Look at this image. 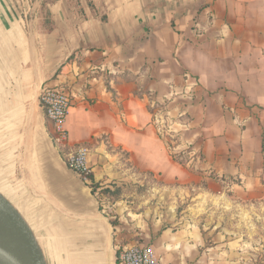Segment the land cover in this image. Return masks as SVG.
<instances>
[{"label": "crops", "instance_id": "1", "mask_svg": "<svg viewBox=\"0 0 264 264\" xmlns=\"http://www.w3.org/2000/svg\"><path fill=\"white\" fill-rule=\"evenodd\" d=\"M56 86L75 97L62 148L40 105L43 88ZM154 104L179 136L174 152H199L194 166L159 133ZM104 138L167 180L196 169L242 199L263 197L264 0H0V191L48 264H118L115 223L66 162L88 147L103 187L114 166ZM136 216L134 242L152 245L160 264H242L219 234L208 245L194 225Z\"/></svg>", "mask_w": 264, "mask_h": 264}, {"label": "rangeland", "instance_id": "2", "mask_svg": "<svg viewBox=\"0 0 264 264\" xmlns=\"http://www.w3.org/2000/svg\"><path fill=\"white\" fill-rule=\"evenodd\" d=\"M47 10L46 3L42 4L43 26L50 31L55 22ZM151 109L158 114V118H164L161 106L154 104ZM161 123L166 130L165 139L171 144L176 159L194 166L199 152L189 147L181 155L175 153L174 147L181 143L179 136L173 131L172 123L165 118ZM45 130L49 135L47 122ZM103 141L105 150L114 155V166L110 173H106L103 187L115 189L120 186L122 190L117 201L99 191L95 196L101 213L115 223L116 236L120 237L121 243L137 241V228L128 226L134 223L133 219L138 214L149 222L159 220L165 227L194 225L207 236L208 245L214 244L213 237L219 234L222 242H226V248L230 244L239 252L242 264H264V196L253 200L242 199L231 191L232 184L226 186L220 183L214 174L206 175L209 177L207 180L196 169H191L193 173L189 180H167L137 166L128 153L112 148L105 138ZM17 177L16 180L11 179L12 182L17 181Z\"/></svg>", "mask_w": 264, "mask_h": 264}, {"label": "built area", "instance_id": "3", "mask_svg": "<svg viewBox=\"0 0 264 264\" xmlns=\"http://www.w3.org/2000/svg\"><path fill=\"white\" fill-rule=\"evenodd\" d=\"M74 99L72 91L67 86L45 87L42 90L40 105L49 125V137L57 148L68 145L69 133L65 123ZM163 121L164 118L155 117L159 133L166 135V130L161 123ZM88 156L89 148L82 146L71 149L66 157L68 166L77 172L86 183L90 182L89 176L92 173ZM116 260L118 264H160V259L153 246L139 242L126 244L120 242L116 248Z\"/></svg>", "mask_w": 264, "mask_h": 264}, {"label": "water", "instance_id": "4", "mask_svg": "<svg viewBox=\"0 0 264 264\" xmlns=\"http://www.w3.org/2000/svg\"><path fill=\"white\" fill-rule=\"evenodd\" d=\"M0 264H48L31 226L1 191Z\"/></svg>", "mask_w": 264, "mask_h": 264}, {"label": "trees", "instance_id": "5", "mask_svg": "<svg viewBox=\"0 0 264 264\" xmlns=\"http://www.w3.org/2000/svg\"><path fill=\"white\" fill-rule=\"evenodd\" d=\"M90 178V185H91V188H92V191L93 193H96L98 191V189L101 187V185L99 184V182H95L94 181V177L92 175V173L90 174L89 176ZM122 188L120 186H116L115 189H112L110 187H102L101 190L99 191V193H102V194H108L107 196L109 198H112L113 201H117L118 200V194L121 192Z\"/></svg>", "mask_w": 264, "mask_h": 264}]
</instances>
